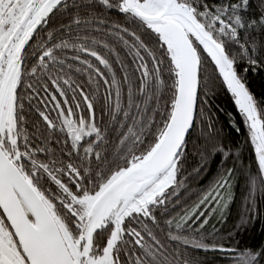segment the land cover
<instances>
[{"label":"snow or ice","instance_id":"6c2138e0","mask_svg":"<svg viewBox=\"0 0 264 264\" xmlns=\"http://www.w3.org/2000/svg\"><path fill=\"white\" fill-rule=\"evenodd\" d=\"M260 70L264 0H0V264H264L212 223L237 186L236 232L260 215ZM217 88L243 142L217 128Z\"/></svg>","mask_w":264,"mask_h":264},{"label":"trees","instance_id":"16d2710c","mask_svg":"<svg viewBox=\"0 0 264 264\" xmlns=\"http://www.w3.org/2000/svg\"><path fill=\"white\" fill-rule=\"evenodd\" d=\"M250 4L252 9H256L258 6V0H250ZM246 82L249 90L257 97V99L264 98V70L249 72ZM209 104L211 111L214 114V119L217 122V128L223 129L222 134L227 137L229 141L243 142L247 129L243 125L242 118L231 95L223 88H217L214 90V94H209ZM229 114H231V119ZM232 121L241 127L243 134L235 133L232 130ZM252 156L253 154L250 151L245 150L244 158L246 164L250 162ZM219 162L220 157L211 160L209 162V171L207 174L198 180L190 182L191 187L200 188L206 186L215 174ZM196 163L197 158L195 156H190V164L195 166ZM194 198L195 197H193V199ZM257 206L260 209V215H256L254 219L249 222L246 229H241L239 232H236L234 226L238 223L239 216L244 211L242 188L240 186L236 187L235 201L230 206L227 219L223 223L212 222L217 229L222 230L221 235L227 237L229 232L234 233L232 240L228 242L226 246L231 247L238 243L240 248L246 246L255 247L264 242V198L257 197ZM176 211H180V209H177ZM208 227L211 229L212 225H209ZM198 255L205 260L206 264H228V261L219 252L205 253L200 251Z\"/></svg>","mask_w":264,"mask_h":264},{"label":"rangeland","instance_id":"374dc122","mask_svg":"<svg viewBox=\"0 0 264 264\" xmlns=\"http://www.w3.org/2000/svg\"><path fill=\"white\" fill-rule=\"evenodd\" d=\"M216 222H217L216 220L213 221V223H216Z\"/></svg>","mask_w":264,"mask_h":264}]
</instances>
